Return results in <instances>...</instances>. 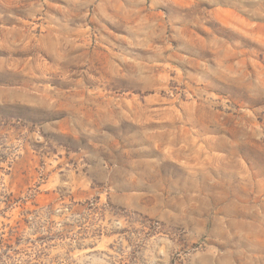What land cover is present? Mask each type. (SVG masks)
Returning a JSON list of instances; mask_svg holds the SVG:
<instances>
[{
  "label": "rangeland",
  "instance_id": "obj_1",
  "mask_svg": "<svg viewBox=\"0 0 264 264\" xmlns=\"http://www.w3.org/2000/svg\"><path fill=\"white\" fill-rule=\"evenodd\" d=\"M0 264H264V0H0Z\"/></svg>",
  "mask_w": 264,
  "mask_h": 264
}]
</instances>
